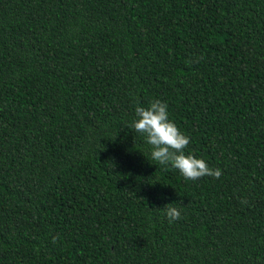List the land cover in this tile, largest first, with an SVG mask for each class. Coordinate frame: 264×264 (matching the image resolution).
I'll use <instances>...</instances> for the list:
<instances>
[{
	"label": "trees",
	"instance_id": "1",
	"mask_svg": "<svg viewBox=\"0 0 264 264\" xmlns=\"http://www.w3.org/2000/svg\"><path fill=\"white\" fill-rule=\"evenodd\" d=\"M0 264H264V0H0Z\"/></svg>",
	"mask_w": 264,
	"mask_h": 264
},
{
	"label": "clouds",
	"instance_id": "2",
	"mask_svg": "<svg viewBox=\"0 0 264 264\" xmlns=\"http://www.w3.org/2000/svg\"><path fill=\"white\" fill-rule=\"evenodd\" d=\"M136 119L132 127L140 133L145 142L151 146L150 157L153 161L167 168L175 169L187 181H197L208 176L219 179L222 170L210 168L208 164L192 154H185L190 144V137L185 135L177 125L169 119L168 105L161 100H153L148 107L135 108ZM168 221L181 218L180 209L172 204L164 206ZM56 238H53L55 241Z\"/></svg>",
	"mask_w": 264,
	"mask_h": 264
}]
</instances>
